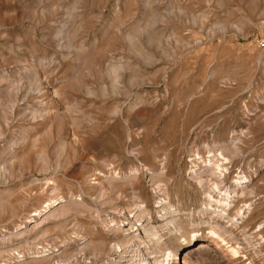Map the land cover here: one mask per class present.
Here are the masks:
<instances>
[{"label": "rangeland", "instance_id": "rangeland-1", "mask_svg": "<svg viewBox=\"0 0 264 264\" xmlns=\"http://www.w3.org/2000/svg\"><path fill=\"white\" fill-rule=\"evenodd\" d=\"M115 67L117 82L108 73ZM45 110L68 123L35 117ZM233 141L242 155L222 191L234 189L241 170L256 189L238 194L235 210H252H233L231 224L203 211L210 191L188 173L195 154L207 160L206 146L217 152ZM3 159L14 171L0 181V264L118 259L112 248L139 205L148 211L140 221L159 233L140 231L144 263L167 264V248L179 252L174 264H264V0H0ZM100 173L120 181L102 189ZM57 195L83 206L43 221ZM167 198L169 214L160 205ZM211 224L238 253L212 245L184 257Z\"/></svg>", "mask_w": 264, "mask_h": 264}, {"label": "bare ground", "instance_id": "bare-ground-1", "mask_svg": "<svg viewBox=\"0 0 264 264\" xmlns=\"http://www.w3.org/2000/svg\"><path fill=\"white\" fill-rule=\"evenodd\" d=\"M150 58H152V57L149 54H147L146 60H147L148 64L151 62ZM90 65H92V61H91ZM111 69L108 71V73H110V71L113 72L114 73L113 74V76H114L113 82L114 81L117 82L118 78H119L118 77L119 74L117 75V70H119V69L116 68V67L113 68L112 70ZM90 70L91 71H89V73L92 72V69H90ZM108 76H110V75L108 74ZM87 90L89 92V89H87ZM42 112H40V113L38 112L39 114L36 113L35 117H36V115H40L41 118H42V116L46 115V114L49 117H52L51 115H53V113H54L53 112L50 115L46 110H45V113L42 114ZM58 115H59V113H58ZM45 119H43V120L45 121ZM51 119H53V120L55 119V121H58L60 126L61 125L63 126L64 123H68V120L60 119L59 116H54ZM66 119H67V117H66ZM70 119L72 120V117H70ZM75 120H77V119L76 118L73 119L72 122L75 123L76 122ZM72 122H70V124ZM57 128H58V126H57ZM59 128H61V127H59ZM62 128H64V126ZM49 133H50V131H49ZM63 140H64V138H63ZM64 141L63 142L61 141L62 143L60 144V147L62 146V148H63L64 144L66 143ZM233 143H234V141L230 142V143H225V144L220 145V147H219L220 151H217V152L212 151V148H209L208 146H206L205 149L207 150V153L209 154V156H207V160H203L204 159L203 157H201L199 154H195V158L191 161L192 162V166H191V168L189 170V173H188V176L190 177V179L192 181H194L198 186L202 187L203 191H204V189L206 191V188L209 189V191H210L209 193H207V191H206V193H207L206 194V198H205V201H203V205H204L203 211L206 212L209 215H213V217L217 216L219 218L228 219V223H231V224L234 223L233 218L230 216V213L233 210H234V212L236 211L235 213L238 215V217H242V214H245V212H247V211L250 212V210H252L251 207H252L253 204H251V203L250 204H244L241 208L235 210L236 209L235 203L238 202V198L240 197V196L238 197V194L241 193V196L244 198L246 194L250 193L249 196L254 194L255 193V189H256V187L250 188L251 187L250 184L253 181L252 180L253 178H251L243 170H241L240 177L238 178V180H237V182H236V184L234 186V189L232 191H228V190L222 191V185L224 183V180L227 177V173H229V171H230V167L232 165V161L237 159V157H239V155L241 154V151H242V150H240L241 148L238 146L237 142L234 145H233ZM238 143L241 144V142H238ZM66 145H65V147H66ZM45 152H47L46 149H45V151L42 154L43 155V157H42L43 159L42 160L44 162L43 169L47 170L48 169V164H47V161L45 159ZM10 154L16 156L17 152L12 150ZM200 163H202V166H200ZM3 164H4V166L6 168H5L4 172L0 174V181L6 182L8 175L9 176L12 175L14 169L12 167L13 163L10 162L8 159L0 160V166H2ZM4 166H3V169H4ZM136 173H137V171H135L133 173V175L128 176L127 178L128 179L133 178L136 175ZM152 175H155V174L153 173ZM119 179L120 178H119L118 174L117 175L116 174L106 175V174L100 173L99 176L96 177L94 184L102 185V189H104L105 186H108V190H109V189H112V187H113L112 186V182L116 181V180H119ZM157 191L161 195L164 194V196H165V194H166V189L158 188ZM56 192H57V190L54 189L53 190V194H57ZM103 192H104V190H103ZM213 193L214 194L217 193L216 196L220 197V200L217 201L218 207L215 208V209H214V207H212L213 206L212 203L214 201L213 196H212ZM221 200H225V201H221ZM71 205H73V206H71ZM160 205L164 208L163 211H164L165 214H169V213H172L174 211L171 207L168 206L169 205V199L168 198H167V200L161 199L160 200ZM69 206L72 207L70 209L73 210V209H76V207L83 206V205L79 201H76V200L72 201V198H66L64 196L57 195V197L54 198V200L52 199L51 202L47 205L46 208L48 209V211L45 210L44 213H46L47 215L44 216L43 221L66 215L67 212L69 211L68 210ZM232 207H234V209ZM122 210L123 209L117 210L118 214L122 213ZM41 211L42 210L36 211L35 214L33 215V217H37V216L43 215ZM135 211H136L135 218L137 220H135V222H127V226H129V228L125 230L126 234L124 235V238H125L126 242L124 241L122 243L116 244V246L113 247V248L111 247L112 249H115V250L118 248L117 250H118V252H120V254L118 253V256H116V257H118V259L114 258V259H112V261L107 262V263H103V264H150L148 262L144 263L143 261H141L142 259L141 260L137 259L138 256H139L138 254L140 253V250H141L143 244H145V243H143V240L140 237V234H141L140 231H142V233L144 232L147 236L154 237V238L157 237L159 235V233L157 232L156 228H154L153 226L144 225L143 224L144 222L140 221L141 218L145 217L144 216L145 214L146 215L148 214V211H146L145 206L139 205V206H137L135 208ZM30 223H31V221H30ZM112 224L114 225V227H113L114 229L113 230H116V232H117L118 229H120V226H118V223L115 220L112 221ZM147 224H149V223H147ZM211 226H212V230H211V232L209 231V233L207 234V237H203L204 239L202 238L203 241L198 244L199 246L196 249H194L193 251L188 252L186 254V256H184V257L189 256L190 253H192V252L194 253L195 251H197V253H198L202 249H206L207 248V250H208V248H211L212 245L213 246L215 245L214 246L215 248L221 249V250H222V248L226 247V249L228 251H231V253H233V254H237L238 253L237 252L238 249L237 250H235L234 248L230 249L229 246H227V244L224 243V240L221 239V236L219 235V232L215 231V228H217L218 230H223V229H221V227L219 225L217 226L216 224L215 225L211 224ZM213 226H215V227H213ZM21 228L22 227H20V229ZM23 228H25V230L23 232H21L19 235H24V234H26L29 231V230H27V228H28L27 226H24ZM123 234H124V232H123ZM198 236L199 235H194L190 239H187L184 236L183 237V245L189 244V243H191V244L195 243ZM174 239L176 240L177 237H175ZM101 252L106 254L105 253L106 252L105 249H102ZM164 252H165L164 255H163L164 260H161V261L167 262V264H174V262H176L177 260H180L179 252L175 251V249L172 250V249H167L166 248ZM22 258H23L22 260H26L28 258H33V257L22 256Z\"/></svg>", "mask_w": 264, "mask_h": 264}]
</instances>
